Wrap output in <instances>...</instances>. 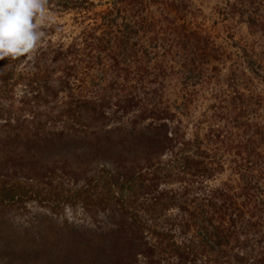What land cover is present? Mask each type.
Segmentation results:
<instances>
[{
    "label": "trees",
    "instance_id": "16d2710c",
    "mask_svg": "<svg viewBox=\"0 0 264 264\" xmlns=\"http://www.w3.org/2000/svg\"><path fill=\"white\" fill-rule=\"evenodd\" d=\"M49 10L78 33L0 60V264H264V0Z\"/></svg>",
    "mask_w": 264,
    "mask_h": 264
},
{
    "label": "clouds",
    "instance_id": "9594fccd",
    "mask_svg": "<svg viewBox=\"0 0 264 264\" xmlns=\"http://www.w3.org/2000/svg\"><path fill=\"white\" fill-rule=\"evenodd\" d=\"M54 20L49 0H0V60L31 58Z\"/></svg>",
    "mask_w": 264,
    "mask_h": 264
},
{
    "label": "rangeland",
    "instance_id": "374dc122",
    "mask_svg": "<svg viewBox=\"0 0 264 264\" xmlns=\"http://www.w3.org/2000/svg\"><path fill=\"white\" fill-rule=\"evenodd\" d=\"M197 5H199L202 8L203 13L208 18L207 23L210 24L215 17L211 15V6L213 4L210 2L205 3H199L196 2ZM51 11V10H50ZM54 14L55 20L53 23L49 24L47 27H45L43 30L45 31L46 35L44 38V42L49 41L53 44H60L64 43L67 44L73 36H75L80 27L81 24L79 23V17L75 15L73 12L70 11H51ZM228 25V24H225ZM234 28L232 30L229 29L228 32L223 31V25L221 26V23H218L216 27L212 29L213 34H217L220 37H224L227 35V33H232L234 38L236 40H239L241 37L247 38V29L243 24L237 23L234 24ZM49 28H53V32H48ZM225 30V28H224ZM43 44V43H42ZM34 212L40 211V209H33ZM69 214V210L67 211ZM2 212H0V215ZM9 216V214H7Z\"/></svg>",
    "mask_w": 264,
    "mask_h": 264
}]
</instances>
